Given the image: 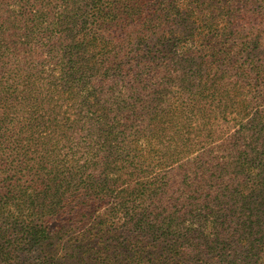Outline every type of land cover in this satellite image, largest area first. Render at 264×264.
I'll return each mask as SVG.
<instances>
[{"label":"trees","instance_id":"16d2710c","mask_svg":"<svg viewBox=\"0 0 264 264\" xmlns=\"http://www.w3.org/2000/svg\"><path fill=\"white\" fill-rule=\"evenodd\" d=\"M263 59L264 0H0V264H264Z\"/></svg>","mask_w":264,"mask_h":264},{"label":"rangeland","instance_id":"374dc122","mask_svg":"<svg viewBox=\"0 0 264 264\" xmlns=\"http://www.w3.org/2000/svg\"><path fill=\"white\" fill-rule=\"evenodd\" d=\"M178 54V51L176 52ZM194 55V53H188L184 56L181 57V60L178 62V63H184L186 66L185 68L183 69V71H180L179 72V76H181L182 72H185V75L183 76V78L187 79L188 80H191L192 78V73L196 72V71H199L198 70V65H197V60L192 58ZM119 56H121L119 54ZM190 59L192 60L190 63ZM114 60V59H113ZM152 60V56H149L147 58L146 61H150ZM203 62V60H202ZM210 62V61H209ZM261 62H264V59L261 60ZM211 63V62H210ZM61 63H60V60L59 58H55V59H52L48 65H47V71L51 74V78L50 77H47V83H50V84H61L60 82V78H61V75L59 72H61ZM201 66V65H200ZM205 66V65H204ZM213 66V64L211 63V65L208 67L209 69ZM136 70V69H135ZM212 70V69H211ZM114 74V78H111L110 80H106V81H101L98 80L97 82V90L98 91H102L101 93L103 92H109L112 97H116V96H127L126 98L129 99V97L131 96V94H129L128 92H126V84L124 83V80L127 79V75L124 71L122 73H120L119 75L116 74V72H112ZM247 73V71L245 70V74ZM126 76V77H125ZM163 76V79H161V77ZM166 75H164L163 73L159 74L158 76L157 75H154V71H151L150 73H148V79L147 81L144 83V85L148 88L142 95L144 97V100H148L150 99V96L151 97H155L156 96V93L153 92V87L155 86V84H169V81H165L166 79ZM195 80V77L194 79ZM231 81V84H241L240 82L238 83H235L236 81V78L235 77H232L230 79ZM229 82L227 81L225 84H228ZM143 84V83H142ZM172 84H175V83H172ZM194 84H204L202 82H195ZM242 84H248L247 83V80L245 78V83L242 82ZM264 84V83H262ZM69 84H66V86H68ZM161 88H164L163 85H160ZM170 92V91H168ZM133 94V93H132ZM245 94V93H243ZM169 96L170 95H167L166 98H164V104H168L170 103L168 100H169ZM65 96H63L64 98ZM62 98V96H61ZM229 100H231V103L233 105V107L235 108L236 110V113L245 117V110H246V106H245V103H244V97L243 96H239V95H234V92H231L230 93V97L228 98ZM130 101V100H129ZM249 114V110H247L246 114ZM247 114V116H248ZM208 126H205L204 129H206ZM219 131V134L220 135H223L225 136L226 134L228 133H233L236 128H231V127H226V125H224V123H219V125H217L216 127ZM203 129V130H204ZM131 130H132V126H131ZM146 136V135H145ZM144 137L142 136L141 137V141L143 142L144 141ZM181 181V178L179 177L178 178V183H180ZM170 207H172V205H170ZM180 218H182L181 220L185 221V219L188 218V216H179ZM185 217V218H184ZM115 224H116V232L115 234L117 236L119 235H123L124 232H123V228H124V224H121V220L120 219H115ZM225 228V230H227V227H223ZM222 230V229H220ZM195 234L194 236H198L199 237V234H198V230L195 228L194 231H193ZM120 238H122L120 236ZM123 239V238H122ZM89 263V262H88ZM86 263V261L83 260V258L81 259H75V260H69L67 261L65 264H88ZM56 264H64V261L63 260H57V263Z\"/></svg>","mask_w":264,"mask_h":264}]
</instances>
